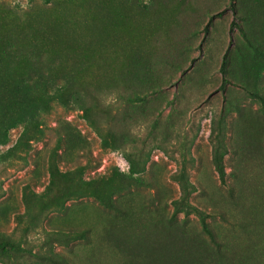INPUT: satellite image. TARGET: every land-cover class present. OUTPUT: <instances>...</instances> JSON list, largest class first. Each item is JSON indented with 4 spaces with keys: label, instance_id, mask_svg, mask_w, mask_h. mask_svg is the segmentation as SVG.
<instances>
[{
    "label": "rangeland",
    "instance_id": "1",
    "mask_svg": "<svg viewBox=\"0 0 264 264\" xmlns=\"http://www.w3.org/2000/svg\"><path fill=\"white\" fill-rule=\"evenodd\" d=\"M251 92L264 96V0H0V264H128L117 239L167 226L183 165L192 204L231 228L235 175L264 172V153L240 147H264ZM57 140L59 173L84 169L85 193L62 205L46 188ZM178 220L206 237L196 213ZM154 254L140 264H167V248Z\"/></svg>",
    "mask_w": 264,
    "mask_h": 264
},
{
    "label": "trees",
    "instance_id": "2",
    "mask_svg": "<svg viewBox=\"0 0 264 264\" xmlns=\"http://www.w3.org/2000/svg\"><path fill=\"white\" fill-rule=\"evenodd\" d=\"M230 6L235 10L233 3ZM212 17L209 18L207 25L210 24ZM225 66L226 54L223 56L220 66L222 73H225ZM251 94L258 98L264 106L263 94L258 92H251ZM34 133L38 134L39 132L26 131L24 145L29 146L30 140L35 137ZM240 139L241 149L252 157L258 153H264V147L256 146L254 140H250L248 136ZM59 143L60 140H57V144L50 153L49 182L46 188L54 192L53 197L58 200L57 205H62L66 199L78 198L85 193L78 185L79 177L84 169L79 167L71 176L59 173L54 160L60 146ZM110 143L111 140L108 138L102 140L104 147L110 146ZM226 150L225 142L221 138H217V143L213 148V162L219 179L223 183H226V172L222 165V158ZM262 174L264 172L261 170H253L247 172L246 175H235L236 180L229 192L233 205L230 214L234 220L233 226L228 230H221L207 222L206 217L209 214L192 204V195L197 188L191 181L186 166H181L171 175L179 186L180 195L171 200L172 212L170 215L167 214V226H164L165 224L161 221L152 222L148 236L142 239L119 236L116 243L120 247L123 257L126 261L129 259L128 264L130 261L136 263L137 260L140 264L145 258H147V262H150L157 257V254H154L156 250L167 248V264H264V180L261 179ZM116 177L111 174L92 179L93 186L87 192L96 194V188L112 184ZM70 183H74V186L71 187ZM26 195L24 192V199H26ZM106 203L118 210V206H115L111 200H106ZM193 212L199 216L202 232L206 234V237L201 231L178 220L179 214L188 216ZM151 239H153L152 242ZM144 245H157L158 248L152 253L144 252ZM7 246L9 243H0L2 250ZM158 257L162 260V256L158 255Z\"/></svg>",
    "mask_w": 264,
    "mask_h": 264
}]
</instances>
